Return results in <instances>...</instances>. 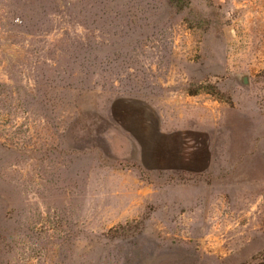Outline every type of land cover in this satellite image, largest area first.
Here are the masks:
<instances>
[{
  "label": "rangeland",
  "instance_id": "374dc122",
  "mask_svg": "<svg viewBox=\"0 0 264 264\" xmlns=\"http://www.w3.org/2000/svg\"><path fill=\"white\" fill-rule=\"evenodd\" d=\"M0 264H264V0H0Z\"/></svg>",
  "mask_w": 264,
  "mask_h": 264
}]
</instances>
